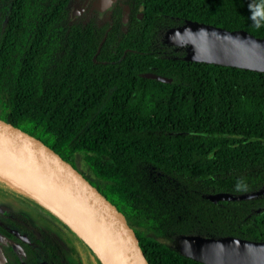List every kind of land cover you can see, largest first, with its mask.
<instances>
[{
	"label": "trees",
	"instance_id": "obj_1",
	"mask_svg": "<svg viewBox=\"0 0 264 264\" xmlns=\"http://www.w3.org/2000/svg\"><path fill=\"white\" fill-rule=\"evenodd\" d=\"M130 1L128 24L117 5L108 32L77 61L72 0H0V113L70 162L81 156L137 227L151 264H207L180 254L181 234L264 240V194L209 198L264 188V72L188 60L187 47L164 35L194 19L264 36V21L255 27L249 10L264 9V0ZM105 48L123 54L121 63L100 62ZM33 228L48 263L84 264L69 258L57 232Z\"/></svg>",
	"mask_w": 264,
	"mask_h": 264
},
{
	"label": "water",
	"instance_id": "obj_2",
	"mask_svg": "<svg viewBox=\"0 0 264 264\" xmlns=\"http://www.w3.org/2000/svg\"><path fill=\"white\" fill-rule=\"evenodd\" d=\"M87 2L84 1L82 8ZM111 4L112 0H101L100 9ZM76 14L74 7L71 19ZM127 18L126 10L124 22ZM164 36L167 43L186 46L188 60L264 72V36L246 29H228L186 19L169 27ZM152 77L167 82L179 81L160 74ZM0 169L21 180L31 194L50 202L53 207L47 208L75 231L80 228L87 232L98 248L96 251L90 249L95 261H101L102 254L107 264H151L137 227L85 169L70 162L61 150L37 132L1 113ZM260 194H264V188L242 195L221 191L210 194L209 198L217 202ZM27 196L36 201L32 195ZM178 246L180 254L207 264H264L262 239L185 233L178 237Z\"/></svg>",
	"mask_w": 264,
	"mask_h": 264
},
{
	"label": "flooded vegetation",
	"instance_id": "obj_3",
	"mask_svg": "<svg viewBox=\"0 0 264 264\" xmlns=\"http://www.w3.org/2000/svg\"><path fill=\"white\" fill-rule=\"evenodd\" d=\"M84 1L72 0L71 8V11L74 7L77 9V14L72 19L73 31L77 33V61L79 58L86 57L91 53L96 34L104 31L105 36L106 32H108L113 24L112 13L117 5L121 6V18L124 27L128 24L132 13V7L129 4L130 0H112V4L106 6L104 10L100 9L101 0H88L86 6L82 8ZM126 10L128 18L124 22ZM139 14L141 15V13ZM101 44L102 42L100 41L98 49L101 48ZM122 56L123 54L119 56L118 52L112 53L105 48L99 61L103 63H116L118 61L121 63ZM92 59L97 61L96 54L92 55ZM118 72L125 76L124 70L119 69ZM0 196V264H51L47 262L45 258L47 255L41 245L43 236L41 232V239H39L38 234L34 235L33 226L39 227V230L50 228L57 232L66 242L67 240L59 231L63 230L71 235L70 228H64L60 225L52 218L50 212L43 209L35 201L3 184H0ZM33 211H36V213L34 214ZM71 238L73 240L72 235Z\"/></svg>",
	"mask_w": 264,
	"mask_h": 264
},
{
	"label": "rangeland",
	"instance_id": "obj_4",
	"mask_svg": "<svg viewBox=\"0 0 264 264\" xmlns=\"http://www.w3.org/2000/svg\"><path fill=\"white\" fill-rule=\"evenodd\" d=\"M76 163H77V165H79L80 167H82L83 169H85V170H88V167H87V165H86V162L83 160V158L81 157V156H77L76 157ZM0 184H3V183H1L0 182ZM4 186H6V187H9V188H11L10 186H8V185H5V184H3ZM11 189H13V188H11ZM13 190H15V189H13ZM17 193H19V194H24V193H22V192H20V191H18V190H15ZM24 196H26V197H28L27 195H25L24 194ZM1 197V196H0ZM29 198V197H28ZM30 200H32L31 198H30ZM34 201V200H33ZM36 202V201H35ZM37 204H39L43 209H45L46 208V211H48L49 209L47 208V207H45V206H43L42 204H40V203H38V202H36ZM48 212H50V210L48 211ZM33 213L35 214L36 213V211H33ZM51 213V212H50ZM41 219H42V217H40ZM40 218H38V219H40ZM73 230L74 232H75V234L82 240V238L77 234V232L70 226V230ZM71 230V231H72ZM59 233L67 240V242H68V244H69V247H70V249H69V251H68V255H69V257L71 258V260L72 261H74V262H78V261H81L82 263H84V264H95V263H92L89 259H88V257H87V253L85 252V251H83L82 250V248L80 247V245H79V243L78 242H75L74 240H72V238H71V235L70 234H68L66 231H63V230H60L59 231ZM82 241H84V240H82ZM96 264H98V262L96 263Z\"/></svg>",
	"mask_w": 264,
	"mask_h": 264
},
{
	"label": "bare ground",
	"instance_id": "obj_5",
	"mask_svg": "<svg viewBox=\"0 0 264 264\" xmlns=\"http://www.w3.org/2000/svg\"><path fill=\"white\" fill-rule=\"evenodd\" d=\"M0 181L6 183L7 185H10V186L14 187L15 189L21 191L22 193H24L26 195H32V197H34V199L36 201H38L40 204H42V205H44V206H46L48 208L49 207L50 208L53 207L50 204V202H48V201H42L41 199H39L34 194H31V192L29 190H27V188L24 186L25 184L21 180L15 178L13 176H11L10 174H8L7 172H5V171H3L1 169H0ZM45 210H46V208H45ZM76 231L78 232L79 236L85 241V243L88 245V247L90 249H93L95 251L98 249L97 248V245H95L96 244L95 241L92 239V237L87 232H85L84 230H82L80 228H77ZM101 263L102 264H107L106 263V259H105V257L102 254H101Z\"/></svg>",
	"mask_w": 264,
	"mask_h": 264
},
{
	"label": "clouds",
	"instance_id": "obj_6",
	"mask_svg": "<svg viewBox=\"0 0 264 264\" xmlns=\"http://www.w3.org/2000/svg\"><path fill=\"white\" fill-rule=\"evenodd\" d=\"M249 10L252 13L251 19L253 20L254 26L259 28L261 26V22L264 21V9H257L250 5Z\"/></svg>",
	"mask_w": 264,
	"mask_h": 264
}]
</instances>
